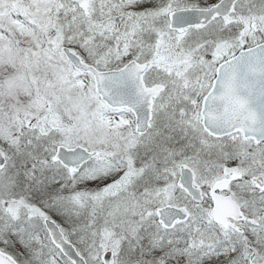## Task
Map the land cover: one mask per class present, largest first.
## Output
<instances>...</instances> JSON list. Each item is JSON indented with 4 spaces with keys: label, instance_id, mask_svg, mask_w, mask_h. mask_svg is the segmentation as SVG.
Segmentation results:
<instances>
[{
    "label": "snow or ice",
    "instance_id": "6c2138e0",
    "mask_svg": "<svg viewBox=\"0 0 264 264\" xmlns=\"http://www.w3.org/2000/svg\"><path fill=\"white\" fill-rule=\"evenodd\" d=\"M0 264H264V0H0Z\"/></svg>",
    "mask_w": 264,
    "mask_h": 264
}]
</instances>
